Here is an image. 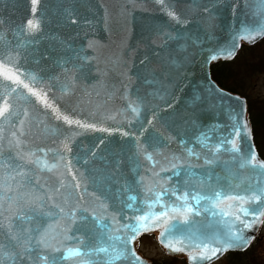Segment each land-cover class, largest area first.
<instances>
[{"label": "snow or ice", "instance_id": "snow-or-ice-1", "mask_svg": "<svg viewBox=\"0 0 264 264\" xmlns=\"http://www.w3.org/2000/svg\"><path fill=\"white\" fill-rule=\"evenodd\" d=\"M37 2L31 0L33 16ZM58 2L61 7L48 22L56 27L77 24L76 0ZM156 2L164 5L170 23L152 26L144 46L159 55L157 48L164 49L176 42L178 58L162 66L159 80L154 70H149L151 79L143 77L145 83L159 86L145 95L136 90L135 99L129 100L126 106L131 118L124 126L105 127L95 119H73L64 115L63 123L68 127L58 125L52 140L60 145L57 148L24 147L20 137L27 140L36 133L32 132L30 122L25 127L26 120L22 117L34 110L35 120L39 121L41 115L49 116V108L59 113L63 105L55 95L50 98L49 93L57 90V82L62 78L67 81L73 71L82 70L83 65L73 63L74 59L87 62L89 58L80 57L73 49L76 53L73 57L52 60L40 46L45 39L55 37H49L41 23L32 18L12 30L13 40L5 38L0 31V91L3 95L0 120L8 125L0 129V187L17 190L16 196H0V264H146L137 251L138 239L157 230L160 231L158 242L169 254L187 256V264H212L229 251H246L255 241V235L250 233L264 224V160L253 144L250 122L245 117L246 101L235 98L236 107L230 109L226 124L215 122L200 127L196 121L185 118V123L197 128L191 146L179 135L153 136L145 140V123L151 125L153 120L140 121L157 97L167 95V85H172L175 78L201 58L204 88L221 100L231 101L233 97L211 80L210 67L220 60H234L242 47L241 41L252 45L264 40V0H259L258 9L252 13L253 23L239 18L242 3L245 7L247 4L246 0H236L227 29L228 39L209 49L203 48L199 37L192 38L189 26L195 25L209 40L214 39L217 25L213 21L218 14L213 9L218 0L209 3L190 0L185 12L172 7L174 0H168L166 5L165 0ZM193 9L195 15H192ZM49 60L52 65L46 68L44 62ZM140 63L148 69L151 59L147 53ZM53 67L59 72L53 71ZM78 79L73 77L74 81ZM184 79H187L186 73ZM59 91H67L69 96L74 94L70 83L60 84ZM200 98L194 95L192 103ZM12 99L31 105V109L16 111ZM173 100L165 99L163 107L174 112ZM37 102L43 108L38 107ZM58 104L60 107L56 106ZM160 107L151 109L153 119H160ZM88 132L107 133V136L118 132L122 141L110 148V141L101 136L87 155L81 156L74 150L73 145L77 143L74 137ZM173 139L183 146V151L164 156L167 164L160 171L170 174L160 176L153 168L159 179L151 187L144 186L139 170L145 165L141 161L155 166L157 156L164 154ZM198 147L202 151L197 150ZM222 152L229 154L228 160L220 158ZM49 153H52V162L47 159ZM126 164L134 174L131 178L124 171ZM197 168L201 171L197 172ZM54 171L60 172L61 177L70 175L71 183L61 178L59 187L53 188L41 174ZM242 172L249 173L246 181L240 179ZM173 178L175 182L169 183ZM68 187L76 192L75 203L66 198L60 202L58 194ZM133 187L144 189V208L137 205L135 195H129L127 201L122 199V193ZM86 197L94 202L91 209L81 203ZM225 204L226 208L222 207Z\"/></svg>", "mask_w": 264, "mask_h": 264}, {"label": "water", "instance_id": "water-1", "mask_svg": "<svg viewBox=\"0 0 264 264\" xmlns=\"http://www.w3.org/2000/svg\"><path fill=\"white\" fill-rule=\"evenodd\" d=\"M197 2L209 3L210 0H197ZM167 3L168 0H165V5ZM235 3L236 0H218V3H216L213 9L218 14L213 21L217 25L214 39L209 40L203 30L197 29L195 25H190L192 38L199 37L203 41L202 46L205 49L224 43L228 39L227 29L232 21V9ZM258 3L259 0H246V7L242 3L239 18L241 20L248 19L249 23H253L252 13L258 9ZM189 6L190 0H174L172 4V7L180 12H185ZM32 7L31 0H0V20L4 21V23H0V31L5 34V38L13 40L12 30L17 25L23 24L26 19L32 18L34 21L41 23L49 37H55L54 39H45L40 46L41 51H47L52 60L59 57H73L76 54L73 49L79 52L80 57L87 56L89 59L87 62L83 59H74L73 63L83 65L82 70L80 72L73 71L67 81L62 78L57 82V90L54 93H49L50 98L55 95L60 104L63 105L59 113L49 108L47 109L49 116L41 115L39 121L35 120L34 110L29 112L28 116L22 117L26 120L25 127H28L30 122L32 132L36 133L34 138L29 137L27 140L20 137L24 142V147L33 150L36 149L37 145H48L51 148L60 147V145L52 143V140L58 125L68 127L63 123L64 115H69L73 119L82 117L95 119L105 127L117 128L124 126L127 120L131 118L126 106L129 100L135 99L136 90L139 89L140 95H145L159 86L158 84L145 83L143 77L148 76L151 79L152 76L149 70H154L155 78L159 80L162 66L170 63L172 59L178 58L179 44L176 42L170 43L164 49L157 48L159 55L154 54L144 46L146 43L145 38L149 36V29L152 26H166L170 23L164 11V5L157 3L156 0H76L77 24L69 23L64 27H56L48 22L61 7L58 0H38L34 16ZM195 11V9L192 10V15H195ZM208 31L211 32V29ZM159 43L160 41L157 40V44ZM180 43H183V41ZM240 43L251 46L243 41ZM67 45H71V48H68ZM81 49L82 51H80ZM145 53L151 59L148 69H145L144 65L140 63ZM52 60L45 61L44 66L46 68L51 66ZM226 61L230 60H220L218 62ZM201 62L202 58L198 59L196 65L186 68L184 73L174 79L172 85H167V95L163 98L157 97L151 103L140 121V123H145L147 120H153L151 125L145 123L147 128V131L143 133L145 140H149L153 136L175 137V135H179V137L188 140L191 146L197 135V128L193 127L191 123H185V118L189 121H196L200 127H206L215 122L228 123V113L231 108L236 107L235 98L238 96L221 89L224 93L233 97L231 101L226 98L221 100L217 94L206 90L204 88L205 74L200 66ZM52 70L59 72L54 67ZM185 73L187 75L186 80L184 79ZM138 76L141 78L138 79ZM73 77H79L78 81H74ZM63 83H70L71 89H74V94L69 96L67 91L61 93L59 86ZM177 83L180 84L179 88L176 87ZM173 94L175 96L174 100ZM197 94L201 98L193 104V96ZM165 99L173 100L174 112L172 109L163 107ZM2 100L3 95L0 91V102ZM33 100H35V97H33ZM11 102L18 112H22L25 108L31 109V105H25L19 99H12ZM50 102L54 103L51 99ZM37 106L43 108V105L39 102H37ZM56 106L60 107L59 104ZM157 106H161L159 110L160 119H153L151 109ZM65 109H68V111ZM246 119L248 120L247 117ZM7 126L6 122L0 120V129ZM136 127L139 130V123ZM18 129L19 125H17ZM101 136L107 137L110 141V148L119 145L122 141L118 132H113L111 136H107V133L88 132L74 137L77 141L73 145L74 150L78 151L81 156L87 155L88 150L98 143V138ZM197 150L202 151L199 147ZM182 151L183 146L173 139L169 142V148L164 150V154L157 156L155 166L142 160L141 163L145 167L139 171L142 175L143 185L151 187L159 179L154 174L153 168L156 173H160V176L166 177L169 175L170 173L160 171L167 164L164 156L171 152L179 154ZM245 151H247V142L245 143ZM5 154H7L6 142ZM38 155L42 156L43 154L38 153ZM220 158L228 160L229 154L222 152ZM47 159L52 162V153H49ZM124 171L130 178L134 175L131 172V167L127 164L124 166ZM196 171L199 172L201 169L197 168ZM60 172H63V169ZM60 172L42 173V179L47 180L53 188L59 187L61 178L70 184L71 176L61 177ZM248 175V172H242L240 179L246 181ZM175 180L176 178H173V181L169 183H174ZM16 195L17 190L15 188L7 190L0 187V196ZM129 195H135L137 205L144 208V189L142 187H133L131 190L123 192L122 199L127 201ZM58 196L61 198L60 202H63L64 198L72 203L76 202V192L72 191L71 187L61 189ZM81 203L90 209L94 207V202L90 197H86ZM226 206L227 204L222 205L225 208ZM62 223L63 221H61ZM257 229L250 234L255 235ZM151 234H157L158 242L160 231L157 230L144 235ZM158 244L167 255L188 260L185 255L169 254L159 242ZM146 264L148 263L146 262Z\"/></svg>", "mask_w": 264, "mask_h": 264}, {"label": "rangeland", "instance_id": "rangeland-1", "mask_svg": "<svg viewBox=\"0 0 264 264\" xmlns=\"http://www.w3.org/2000/svg\"><path fill=\"white\" fill-rule=\"evenodd\" d=\"M261 45L263 46L262 50H264V41ZM256 50L257 47L251 46L245 47L239 52L237 57L227 66L230 80L225 84V88L236 90L237 94L246 98L251 105V113L254 116L264 108V58L260 61ZM257 138L260 146L259 154L264 159L263 129L257 133ZM155 247L154 238H143L137 245L138 250H142L144 254H152Z\"/></svg>", "mask_w": 264, "mask_h": 264}, {"label": "flooded vegetation", "instance_id": "flooded-vegetation-1", "mask_svg": "<svg viewBox=\"0 0 264 264\" xmlns=\"http://www.w3.org/2000/svg\"><path fill=\"white\" fill-rule=\"evenodd\" d=\"M263 41L264 40H260L253 46L257 47L256 54L260 61L264 58V50H262L263 46L261 45ZM244 48L245 47H243L241 51ZM255 237V241L246 251L228 252L219 259L212 261V264H264V224L260 225ZM143 238H154L155 240L156 247L153 249L154 252H152V254H144L142 250H138L139 254L145 258L149 264H187L184 258L168 256L157 244L155 236L142 237L139 239L138 243Z\"/></svg>", "mask_w": 264, "mask_h": 264}, {"label": "trees", "instance_id": "trees-1", "mask_svg": "<svg viewBox=\"0 0 264 264\" xmlns=\"http://www.w3.org/2000/svg\"><path fill=\"white\" fill-rule=\"evenodd\" d=\"M228 65H230V63H217L214 66H212L211 77L220 87L227 89L232 93H237L236 90L225 88L226 82L230 80L229 71H228L229 69L227 67ZM247 113L250 119L254 143L257 147V151L259 152L260 146L258 143L257 133L260 132L262 129L264 130V108H262L261 111L259 110L254 116L251 113V105L249 102H247Z\"/></svg>", "mask_w": 264, "mask_h": 264}]
</instances>
